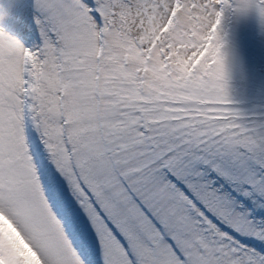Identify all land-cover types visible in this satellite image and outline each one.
Instances as JSON below:
<instances>
[{
  "label": "snow or ice",
  "instance_id": "obj_1",
  "mask_svg": "<svg viewBox=\"0 0 264 264\" xmlns=\"http://www.w3.org/2000/svg\"><path fill=\"white\" fill-rule=\"evenodd\" d=\"M0 264H264V0H0Z\"/></svg>",
  "mask_w": 264,
  "mask_h": 264
}]
</instances>
